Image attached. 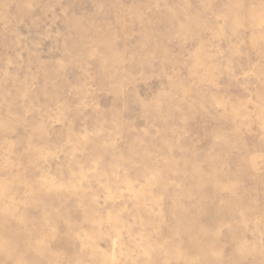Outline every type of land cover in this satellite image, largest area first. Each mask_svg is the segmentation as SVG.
Returning a JSON list of instances; mask_svg holds the SVG:
<instances>
[{
	"label": "rangeland",
	"instance_id": "1",
	"mask_svg": "<svg viewBox=\"0 0 264 264\" xmlns=\"http://www.w3.org/2000/svg\"><path fill=\"white\" fill-rule=\"evenodd\" d=\"M0 264H264V0H0Z\"/></svg>",
	"mask_w": 264,
	"mask_h": 264
},
{
	"label": "bare ground",
	"instance_id": "2",
	"mask_svg": "<svg viewBox=\"0 0 264 264\" xmlns=\"http://www.w3.org/2000/svg\"><path fill=\"white\" fill-rule=\"evenodd\" d=\"M235 23H236V25H237V24L239 23V20H236ZM207 212H208V211H207Z\"/></svg>",
	"mask_w": 264,
	"mask_h": 264
}]
</instances>
